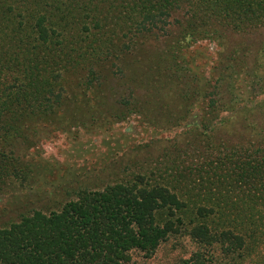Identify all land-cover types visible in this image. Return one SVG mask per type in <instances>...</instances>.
Segmentation results:
<instances>
[{"label":"trees","instance_id":"obj_1","mask_svg":"<svg viewBox=\"0 0 264 264\" xmlns=\"http://www.w3.org/2000/svg\"><path fill=\"white\" fill-rule=\"evenodd\" d=\"M91 2L0 0V189L23 172L13 147L26 124L66 101L63 74H94L105 51L117 47L110 28L95 38L98 46L84 45L78 20H124L115 24L151 31L194 3L198 18L192 17L201 22L192 27H264V0H110L95 8ZM209 146L194 153L203 160L190 171L175 170V190L138 174L83 189L57 211L21 216L0 228V264H124L132 250L148 257L168 237L185 234L199 249L178 264H225L212 261L214 247L224 258L244 262L256 255V264H264V147Z\"/></svg>","mask_w":264,"mask_h":264},{"label":"rangeland","instance_id":"obj_2","mask_svg":"<svg viewBox=\"0 0 264 264\" xmlns=\"http://www.w3.org/2000/svg\"><path fill=\"white\" fill-rule=\"evenodd\" d=\"M91 1L95 8L110 0ZM183 8L143 32L115 24L124 20H78L84 45L98 46L101 30L113 29L117 47L105 51L94 74L64 73L66 101L16 138L23 172L0 189V228L36 210L57 211L83 189L138 174L175 190V170L190 171L203 160L193 156L209 145L264 147V27L236 31L211 22L196 28L190 25L200 21L192 17L198 18L194 3ZM198 249L186 234L170 236L151 256L132 250L124 264H178ZM212 252V261L225 264L257 261L256 255L244 262L224 258L218 247Z\"/></svg>","mask_w":264,"mask_h":264}]
</instances>
